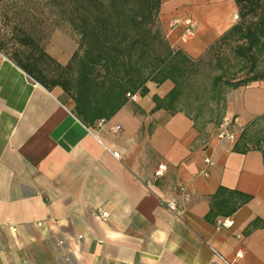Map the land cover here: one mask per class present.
Masks as SVG:
<instances>
[{
	"label": "crops",
	"instance_id": "1",
	"mask_svg": "<svg viewBox=\"0 0 264 264\" xmlns=\"http://www.w3.org/2000/svg\"><path fill=\"white\" fill-rule=\"evenodd\" d=\"M235 11V0H160L157 22L196 59ZM76 48L58 31L44 46L61 66ZM146 87L102 125L83 121L60 85L47 89L0 51V264H264V81L227 88L220 109L186 94L156 107L173 83ZM224 115L244 126L233 142L215 137Z\"/></svg>",
	"mask_w": 264,
	"mask_h": 264
},
{
	"label": "trees",
	"instance_id": "2",
	"mask_svg": "<svg viewBox=\"0 0 264 264\" xmlns=\"http://www.w3.org/2000/svg\"><path fill=\"white\" fill-rule=\"evenodd\" d=\"M40 1L46 13L34 12L32 0L6 1L0 28L10 25L21 48L8 53V41L0 37V51L47 89L60 85L83 121L110 117L127 93L145 94L148 81L173 83L164 98L153 97L156 107H175L186 94L219 109L227 88L264 81V0H235L240 20L196 59L167 42L157 22L160 0ZM53 29L77 43L64 66L44 50ZM224 46L228 54H222ZM51 62L54 73L47 72Z\"/></svg>",
	"mask_w": 264,
	"mask_h": 264
},
{
	"label": "built area",
	"instance_id": "3",
	"mask_svg": "<svg viewBox=\"0 0 264 264\" xmlns=\"http://www.w3.org/2000/svg\"><path fill=\"white\" fill-rule=\"evenodd\" d=\"M240 20V15L237 11L233 12L232 13V16H231V21L236 24L238 21ZM177 21H172V23L170 24L171 26H173ZM184 23V29H183V35L185 37H191L193 35V25L191 23V21L189 19H185L183 21ZM0 24H1V21H0ZM172 47V46H171ZM126 96L128 97V99L132 100V101H135L138 96L137 94H130V93H127ZM104 119H99V124L102 125L104 123ZM243 124L240 122L239 120V117L238 116H228V115H224L222 116L221 118V121L215 131V137L218 139V140H228L230 142H233L235 140V138L237 137L238 134H240L242 131H243ZM112 130L113 131H118L119 130V126L118 125H115L112 127ZM113 154L115 156H117V153L116 152H113ZM204 162H205V165H206V168L210 167L213 165V160L211 158V156L209 154H207L205 157H204ZM156 175H160L161 174V170H156ZM201 174L203 176H207L208 175V172L207 170H203L201 172ZM181 191H182V194H181V198L182 200H186L187 199V194L185 193L184 191V187L181 188ZM161 203L169 210L171 211L175 217H177L178 219H181L183 220V209L181 207V205L176 201V200H162L161 199ZM100 215L102 217H106L107 216V212L106 211H100ZM231 221L228 220V219H222L220 222H219V225H222V226H229L231 225Z\"/></svg>",
	"mask_w": 264,
	"mask_h": 264
},
{
	"label": "rangeland",
	"instance_id": "4",
	"mask_svg": "<svg viewBox=\"0 0 264 264\" xmlns=\"http://www.w3.org/2000/svg\"><path fill=\"white\" fill-rule=\"evenodd\" d=\"M6 1H10V0H1L0 1V14H2L5 10V5H8V2ZM33 4H31L33 6V11H40L41 13H46L45 11L47 10L46 7L42 4V2L40 0H32ZM9 14V13H8ZM50 21H48V19H46L45 21H43L44 24L49 23ZM54 31H58L61 32L63 34H67L64 31H62L61 29H53L51 32L53 33ZM12 32H11V27L9 26H3L0 28V37H2L6 42L8 41L6 47V51L8 53L12 52L13 49L15 48H21L20 46L16 45L17 43L15 42V40L13 39V37L11 36ZM52 35V34H51ZM50 35V36H51ZM68 35V34H67ZM50 37L47 40V43L49 42ZM52 44L53 46L56 47H60L62 45V42L60 40H58L57 38H54L52 40ZM228 46H224L222 49V54H228L226 53L228 51ZM211 56V55H210ZM208 56H206V58H208Z\"/></svg>",
	"mask_w": 264,
	"mask_h": 264
}]
</instances>
